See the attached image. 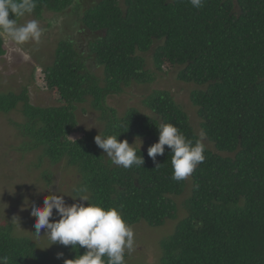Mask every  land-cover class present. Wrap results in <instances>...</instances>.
<instances>
[{"label": "trees", "instance_id": "1", "mask_svg": "<svg viewBox=\"0 0 264 264\" xmlns=\"http://www.w3.org/2000/svg\"><path fill=\"white\" fill-rule=\"evenodd\" d=\"M74 5L83 9L81 20L94 39L88 58L103 66L105 85L65 40L54 63L42 69L55 105L32 104L27 90L0 91V112L22 105L25 122L13 124L27 138L25 150H39L41 162L65 159L78 171L79 186H88L91 202L119 207L131 225L145 221L159 227L176 220V197L189 187L187 216L161 241L162 264H264V0H203L199 9L189 0H36L32 14L62 13ZM149 52L158 71L177 70L180 81L196 85L191 102L206 133L205 160L183 181L172 179L168 146L156 162L148 156L160 123L174 124L193 141L199 138L169 90L156 89L144 100L150 113L131 109L121 118L114 110L107 113L101 135L120 132L119 139L130 144L141 138L137 154L143 155V166L112 164L94 132L71 138L84 130L76 114L80 103L92 98L105 111L110 93L153 80ZM5 54L0 37V57ZM11 229L0 224V256H8L9 264H64ZM64 251L75 259L86 249Z\"/></svg>", "mask_w": 264, "mask_h": 264}, {"label": "rangeland", "instance_id": "2", "mask_svg": "<svg viewBox=\"0 0 264 264\" xmlns=\"http://www.w3.org/2000/svg\"><path fill=\"white\" fill-rule=\"evenodd\" d=\"M82 15L83 9L74 5L62 13L47 11L42 16L30 14L17 20L18 26L29 20H37L43 34L39 42L30 40L22 45H16L5 37L6 54L0 57V91L21 93L27 90L32 104L45 107L55 105L54 92L47 88L42 69L54 63L56 50L65 40L73 42L80 55L84 59L87 58L89 72L100 81V85L104 86L103 66L88 58L90 42L94 39L82 22ZM147 64V68L155 72L153 80L142 84L131 83L123 86L119 93H110L103 101L105 111L97 109L92 103V98L80 103L76 114L79 125L84 130L75 132L71 138H78L85 131L102 133L107 118L114 114L112 110L115 111L117 118L125 116L131 109L150 113L144 100L156 89L171 92L176 102L188 113L191 124L199 134L201 119L191 102V92L196 85L180 81L177 70L158 71L153 64L151 52L147 53ZM14 122H25L21 104L9 113L0 112V224L12 226L14 236L33 239L39 251L48 252L52 258L64 263L69 260L68 253L64 251L65 246L60 244L51 246L47 236L33 235L36 218L30 215L31 205L35 203L43 206L44 197L51 194L48 191L51 188L52 191L57 190V194L69 195L65 199L69 204L73 203L70 196L75 195L73 189L79 187L81 177L75 168L67 165L65 159L55 164L50 163L48 158L41 162L39 150H25L24 143L27 138L21 134ZM137 145L140 146L139 139ZM104 154L107 157L105 152ZM45 172L50 173V176H46ZM189 193L188 187L182 195L176 197L178 203L176 220H168L159 227L151 226L145 221L132 225L135 245L131 254L126 253L127 264H162L161 241L173 233L179 220L187 216L184 202ZM25 198L28 199V204H25ZM22 208L25 210L22 211ZM13 216H16L15 223L12 222ZM41 235H44V230ZM58 253H63V257L57 258Z\"/></svg>", "mask_w": 264, "mask_h": 264}, {"label": "clouds", "instance_id": "3", "mask_svg": "<svg viewBox=\"0 0 264 264\" xmlns=\"http://www.w3.org/2000/svg\"><path fill=\"white\" fill-rule=\"evenodd\" d=\"M189 3L197 9L203 7V0H189ZM35 8L36 0H0V37H7L16 45L30 40L39 42L43 34L39 22L29 20L18 26L16 19L32 14ZM10 13L14 14V19H10ZM157 129L159 140L148 148V156L156 162L157 156L164 155L165 146H168L172 153V179H187L205 160L206 133L201 130L199 138L193 141L172 123H160ZM121 134L115 132L101 135L100 132L95 137V143L114 165L125 169L133 165L143 166L144 157L137 154L138 151L141 153L142 139L139 138L140 146L137 149L138 137L130 144L127 139H119ZM48 191L51 194L44 197L43 206L35 203L31 205L30 215L36 218L34 236H47L51 246L60 244L72 246L76 250L86 249L83 255L66 260L64 264H126V253L134 251L135 234L133 226L124 219L119 207H106L103 202H91L87 185L73 189L75 195L70 196L74 201L71 204L65 199L69 195L57 194V190L52 191V188ZM25 204H28L27 198ZM15 218L13 216V223L16 222ZM42 230L44 235H41ZM62 257L63 253L57 254V258ZM0 264H9V257L0 256Z\"/></svg>", "mask_w": 264, "mask_h": 264}]
</instances>
